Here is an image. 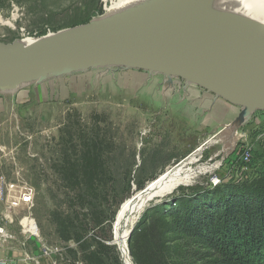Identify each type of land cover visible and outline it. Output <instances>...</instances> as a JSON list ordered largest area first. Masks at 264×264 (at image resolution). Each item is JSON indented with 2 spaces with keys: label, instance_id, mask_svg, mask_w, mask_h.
Wrapping results in <instances>:
<instances>
[{
  "label": "rangeland",
  "instance_id": "rangeland-1",
  "mask_svg": "<svg viewBox=\"0 0 264 264\" xmlns=\"http://www.w3.org/2000/svg\"><path fill=\"white\" fill-rule=\"evenodd\" d=\"M105 4V0H0V20L8 22L17 18L14 29L0 26V44L12 46L29 38L43 39L87 27L104 14ZM135 73L146 79L135 80ZM175 79L176 82L166 74L143 68L82 66L68 75L29 85L16 94H0L3 98L0 117L3 170L9 180L21 172L20 178L34 188L31 214L41 241H37L38 253L44 246L66 248L57 226L65 218H74L77 232L85 237L99 236L104 230L113 238L109 241L113 243L115 222L126 201L139 192V183L146 187L161 175L186 172L198 146L228 126L233 127L245 112L243 107L221 97L216 101L225 106L218 109L203 94L190 92L200 86H188L181 79ZM45 84L47 95H44ZM222 109H230L235 118L223 122L219 114ZM238 130L243 137L228 158L224 157L228 141L225 137L205 151L203 159L192 167L194 170L214 167L219 162L222 166L214 173L197 178L191 186L210 184L206 190L212 191L226 181L231 183L224 186L227 189L264 175V110L257 109ZM97 136L108 163L109 178L104 179L102 196L105 199L92 204L78 201L66 188L58 166L65 154L80 156L85 141ZM112 186L114 191L110 190ZM187 187L190 185L168 196L186 195V190H190ZM168 196L153 207H167L169 202L161 201ZM93 209L104 212L106 221L99 229L94 228L91 220ZM112 218L114 233L113 226L110 227ZM19 223L14 225L17 234ZM20 239L19 236L4 251L20 253L23 249ZM115 247L123 264L117 243ZM4 251L0 249V253ZM114 254L110 264L116 260ZM73 255L69 257L66 251L50 263L45 259L41 262L73 264L76 259ZM19 257L16 254L13 259Z\"/></svg>",
  "mask_w": 264,
  "mask_h": 264
},
{
  "label": "trees",
  "instance_id": "trees-1",
  "mask_svg": "<svg viewBox=\"0 0 264 264\" xmlns=\"http://www.w3.org/2000/svg\"><path fill=\"white\" fill-rule=\"evenodd\" d=\"M98 138L85 141L84 151L76 158L65 154L58 166L66 188L80 202L93 204L105 199L102 194L109 168ZM226 183L224 181L212 191L182 195L167 207L148 210L129 244L133 262L264 264V175L232 188H224L231 184ZM144 188V184H138V191ZM114 189L112 186L110 190ZM103 213L93 209L91 220L95 229L105 224ZM113 222L114 218L110 227ZM57 226L60 239L78 243L80 250L85 252L83 259L89 264H102V257L110 260L111 254L117 253L115 246L107 249L103 244L113 240L104 230L99 236L85 237L77 232L74 218L61 219ZM88 240L97 244L96 252L86 254L90 248L86 244L90 243ZM115 258L114 264H120L119 258Z\"/></svg>",
  "mask_w": 264,
  "mask_h": 264
},
{
  "label": "water",
  "instance_id": "water-1",
  "mask_svg": "<svg viewBox=\"0 0 264 264\" xmlns=\"http://www.w3.org/2000/svg\"><path fill=\"white\" fill-rule=\"evenodd\" d=\"M262 56L264 26L243 20L106 28L89 25L29 47L0 44V73L51 71L69 65L143 68L187 80L235 106L254 104L264 110V87L246 86L220 70L221 65L235 59ZM208 186L211 185L187 187L190 190H186V195L209 189ZM178 197L172 194L161 202ZM153 208L157 209L150 207L147 211ZM142 218L133 227L128 246Z\"/></svg>",
  "mask_w": 264,
  "mask_h": 264
},
{
  "label": "bare ground",
  "instance_id": "bare-ground-1",
  "mask_svg": "<svg viewBox=\"0 0 264 264\" xmlns=\"http://www.w3.org/2000/svg\"><path fill=\"white\" fill-rule=\"evenodd\" d=\"M105 2L104 14L96 17L90 24V28L144 23H195L221 19H243L264 26V0H105ZM16 19L15 17L8 22L0 20V26L6 25L14 29ZM59 34L61 33L49 35L43 39L29 38L19 41V45L29 47L55 38ZM80 68V65H69L56 67L51 71L37 69L0 73V94H16L29 85L59 78ZM220 70L246 86L264 87V56L235 59L221 65ZM243 109L245 112L235 121L233 127L228 126L224 132L213 135L198 146L192 165L186 172L179 171L176 175H161L126 201L114 225L115 240L123 264H135L129 252L128 238L133 227L141 220L147 209L153 207L154 204L157 205L160 200L179 188L191 186L197 178L218 171L222 166L221 162L201 171L194 170L192 167L203 159L205 151L215 146L219 139L225 137L228 140L224 152L225 159L232 155L236 142L243 137L238 129L248 122L254 112L260 108L250 104Z\"/></svg>",
  "mask_w": 264,
  "mask_h": 264
},
{
  "label": "built area",
  "instance_id": "built-area-1",
  "mask_svg": "<svg viewBox=\"0 0 264 264\" xmlns=\"http://www.w3.org/2000/svg\"><path fill=\"white\" fill-rule=\"evenodd\" d=\"M171 78L174 82L177 78L188 86L193 85L182 78L173 76ZM0 151L3 153V150ZM2 159L3 156L0 157V249L4 251L11 243L18 241L19 236L22 237L19 242L23 249L20 250L19 259L0 258V264H43L42 259L50 263L54 258L65 254L67 250L44 246L42 252L38 253L37 241H41L39 230L31 214L34 205V188L20 178L21 172L17 173L13 180H9L3 170ZM17 222H20L19 234L15 232L14 227ZM54 264L57 262L54 261Z\"/></svg>",
  "mask_w": 264,
  "mask_h": 264
},
{
  "label": "crops",
  "instance_id": "crops-1",
  "mask_svg": "<svg viewBox=\"0 0 264 264\" xmlns=\"http://www.w3.org/2000/svg\"><path fill=\"white\" fill-rule=\"evenodd\" d=\"M142 77H143L144 80L146 79V77L144 75H141V74H138V73L134 74V79L135 80H140V79H142ZM148 79H149V73H148ZM109 80H110V78H109ZM52 81H54V80H52ZM45 88H46V94H44V95H47L48 90H47L46 84H45ZM71 89H72V86H71ZM41 90L43 91L42 87H41ZM190 92L203 94V97L207 101L211 100L212 102H214L217 105L218 109H220V108L225 106V104L223 102H221L219 100L216 101L218 96H216L215 94H212L211 92H208V91L204 90L203 88L195 87V88H192V90ZM2 103H3V98L0 97V117H2V115H3V104ZM225 109H222V110L219 111V114L221 115L222 121L226 122V123L227 122H231L235 118V115L230 109L224 111ZM86 239H88V238H86ZM86 239H84L83 241H85ZM88 241H90V243H86V244L90 248L88 249V252H86V254H89V253H92V252H96L97 244L96 243H92V240H88ZM103 244L107 247V249H112L115 246L111 242H104ZM65 245H66L65 249L67 250L68 256L71 257L70 255L74 254L73 256H75V258H76L75 261H73V264H89L87 261H85L83 259V254L85 252L80 250V247H79L78 243H75L72 240L70 242H66ZM15 253L17 254V257L20 256L19 252L18 253L15 252ZM15 255L12 253V251H4L3 253H0V258H4V257L14 258ZM115 256L118 258V252L115 254ZM102 261H104V263H102V264H109V259L106 256L102 257Z\"/></svg>",
  "mask_w": 264,
  "mask_h": 264
}]
</instances>
